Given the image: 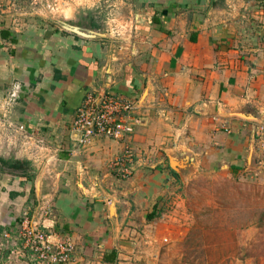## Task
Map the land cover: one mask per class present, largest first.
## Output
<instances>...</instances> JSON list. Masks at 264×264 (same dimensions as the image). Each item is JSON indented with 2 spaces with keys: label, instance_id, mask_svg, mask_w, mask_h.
<instances>
[{
  "label": "crops",
  "instance_id": "crops-1",
  "mask_svg": "<svg viewBox=\"0 0 264 264\" xmlns=\"http://www.w3.org/2000/svg\"><path fill=\"white\" fill-rule=\"evenodd\" d=\"M112 4L120 7L87 0L88 14L76 6L51 25L0 23V83L20 82L19 94L10 89L17 102L7 108L10 125L22 133L2 130L0 158L38 167L34 180L5 168L3 178L17 186L8 197L22 196L24 184L25 191L50 192L41 195L55 229L75 245L72 264H143L122 252L124 233L144 230L131 227L135 217L154 222L147 215L172 174L189 171L178 159L188 160L201 142L217 143L224 158L264 172V25L255 28L258 36L244 37L229 22L237 14L233 0ZM104 91L136 100L137 131L125 141L98 137L83 144L73 126L77 110L89 92ZM133 140L159 148L156 161L131 179H117L108 161Z\"/></svg>",
  "mask_w": 264,
  "mask_h": 264
},
{
  "label": "rangeland",
  "instance_id": "rangeland-1",
  "mask_svg": "<svg viewBox=\"0 0 264 264\" xmlns=\"http://www.w3.org/2000/svg\"><path fill=\"white\" fill-rule=\"evenodd\" d=\"M112 1L114 0H109L110 10L120 7L112 4ZM248 2L250 5L247 6ZM233 5L237 14L229 22L236 25L244 37L258 36L260 32L255 28L264 25V21H261L264 0H233ZM76 6L78 10L83 7L82 11L89 13V10L86 11L87 0H0V23L19 28L51 25L62 20L64 12ZM3 80L0 90L5 91V95L0 99H3L5 108L0 109V133L8 130L7 135L22 136L20 131L10 125L13 122L12 112L7 108L17 102L18 98L13 92L11 98L10 89L19 94L20 82L17 85V79ZM136 131L135 129L130 136ZM219 142L225 143L221 140ZM128 144L133 150L135 160L133 173L129 177L122 178L113 169L115 161L124 154V147L108 161L110 172L117 179L135 177L141 167L154 163L157 158L159 148L154 150V145L142 147L134 140ZM214 145L215 143L206 140L196 146L197 151L191 150L192 155L188 160L178 159L189 171L184 175L172 174L168 180L169 186L161 193L158 207L152 209L157 214L153 223L146 224L142 221L144 217H135L132 220L133 229L138 232L141 228L144 230L139 234L135 231L124 233L126 238H122V252L125 255L130 251L132 256L129 253L128 257H142L143 264H264V172L262 168H254L250 162L238 165L232 158H224L215 152L217 143L216 147ZM160 150L164 152L162 156L166 159V150ZM197 157H200L199 161ZM174 162L178 167L177 162ZM1 169L0 264H46L40 256L26 248L21 233L24 222H29L32 228L52 226L50 207L46 205L47 202L44 204L47 198L43 199L41 195L50 192L35 185L29 193L28 190L25 191L24 184L19 186L23 197H17L18 193L14 196L12 192V198H9V189L17 186L12 180L6 181L3 178L5 172L2 171L4 168ZM32 169L38 171L37 166L32 165ZM100 176H103L101 171L97 177ZM49 180L52 182L53 177ZM94 185L99 186L97 182ZM12 221L15 225L8 227ZM60 236L61 239L58 240L64 239V235ZM144 251L152 254H145ZM134 254L137 256L134 257ZM147 256L149 259H144Z\"/></svg>",
  "mask_w": 264,
  "mask_h": 264
},
{
  "label": "built area",
  "instance_id": "built-area-1",
  "mask_svg": "<svg viewBox=\"0 0 264 264\" xmlns=\"http://www.w3.org/2000/svg\"><path fill=\"white\" fill-rule=\"evenodd\" d=\"M135 107L136 100L127 95L111 91L89 92L77 110L74 130L80 134L83 144L98 137L125 141L140 122L134 114ZM133 120L135 122H132ZM262 131L264 132V127ZM134 164L133 150L130 145H126L124 154L115 161L113 169L116 175L127 178L133 173ZM29 224L24 222L25 226L21 233L26 248L40 256L46 264L73 263L75 245L70 239L58 240L61 234L53 224L48 228L42 226L32 228Z\"/></svg>",
  "mask_w": 264,
  "mask_h": 264
},
{
  "label": "trees",
  "instance_id": "trees-1",
  "mask_svg": "<svg viewBox=\"0 0 264 264\" xmlns=\"http://www.w3.org/2000/svg\"><path fill=\"white\" fill-rule=\"evenodd\" d=\"M0 163H2V171H6L5 168H12L13 170H19L20 176L26 177L29 180H33L36 176V172L33 171V169L30 166V163L28 161H21L18 159L15 160H7L4 158H0ZM156 208L158 205L155 206ZM157 214L155 213V210H152V212H149L147 215L148 220H153L156 217Z\"/></svg>",
  "mask_w": 264,
  "mask_h": 264
}]
</instances>
